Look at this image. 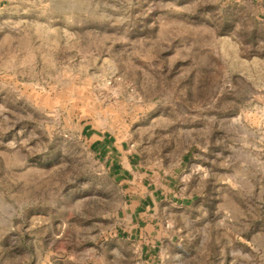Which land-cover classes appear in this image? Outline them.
<instances>
[{
  "label": "rangeland",
  "instance_id": "obj_1",
  "mask_svg": "<svg viewBox=\"0 0 264 264\" xmlns=\"http://www.w3.org/2000/svg\"><path fill=\"white\" fill-rule=\"evenodd\" d=\"M0 264H264V0H0Z\"/></svg>",
  "mask_w": 264,
  "mask_h": 264
},
{
  "label": "crops",
  "instance_id": "obj_2",
  "mask_svg": "<svg viewBox=\"0 0 264 264\" xmlns=\"http://www.w3.org/2000/svg\"><path fill=\"white\" fill-rule=\"evenodd\" d=\"M102 142V144L103 143H106V140H102L101 141ZM100 149V153H101V149H104L105 151H106V153H107V146H101V148H99ZM103 154V153H102ZM115 166H119V169H121L122 168V164L119 162V163H115ZM151 258H152V256H151Z\"/></svg>",
  "mask_w": 264,
  "mask_h": 264
},
{
  "label": "trees",
  "instance_id": "obj_3",
  "mask_svg": "<svg viewBox=\"0 0 264 264\" xmlns=\"http://www.w3.org/2000/svg\"><path fill=\"white\" fill-rule=\"evenodd\" d=\"M106 144H107V141L106 143H103V144L101 141H97L94 143L95 147H99V148H101V146H104V145L106 146ZM101 150H102L101 153L106 154V151L104 149H101Z\"/></svg>",
  "mask_w": 264,
  "mask_h": 264
}]
</instances>
